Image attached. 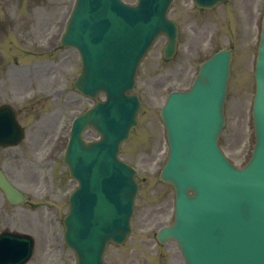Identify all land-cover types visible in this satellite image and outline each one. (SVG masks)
Wrapping results in <instances>:
<instances>
[{
  "label": "rangeland",
  "instance_id": "rangeland-1",
  "mask_svg": "<svg viewBox=\"0 0 264 264\" xmlns=\"http://www.w3.org/2000/svg\"><path fill=\"white\" fill-rule=\"evenodd\" d=\"M72 1L0 0V16L6 9L11 15L9 32H0V53L3 55L0 60V103L22 106L23 121L29 128L28 138L20 149L0 150V166L26 192L30 202L27 206L8 211L0 193V230L11 228L35 237L36 252L29 264H75L73 253L63 244L59 221L51 222L48 217L55 215L58 218L67 210L66 198L72 188L66 178L65 168L60 163L62 147L71 122L70 115L78 114L92 104L78 93L70 91L79 69L78 55L74 51L58 53L51 58L28 52L33 50L31 42H35L37 46L44 38H56L62 30ZM184 2L185 0H176L170 14L182 27L184 42L182 41L178 60L170 65L162 62L161 54L166 40L161 37L140 69L136 93L144 103L141 125L134 131L131 142L125 144L123 152L124 158L136 166H148L147 161L152 158L149 147L159 150V153L164 150V131L158 108L164 100L165 85L184 84L194 71L199 54L227 44L223 38L217 40L219 43L216 44L206 43L208 31H204L203 27L209 24L225 34V29L239 20L238 15H244L247 26L251 28L252 18L257 12V8L252 7L253 0L243 3L242 8L247 12H235L236 0L233 5L200 19L191 15L196 12L192 4L189 3L187 8L183 5ZM242 42L238 40V43ZM234 85L237 90L231 92L233 98L230 97L228 104L229 121L222 145L230 158L241 166L246 161L253 139L251 118L247 115L244 119L253 80L250 84V78L239 72ZM251 85L252 88L249 89ZM55 135L56 138L53 139ZM86 136L94 139L97 135L89 130ZM139 138L140 145L133 147L132 144ZM51 141L57 150V157L51 164H42L41 155ZM151 187L150 181L144 184V190L149 191ZM157 190L160 192V199L152 205H147L152 201L147 193L142 194L133 220L134 235L122 247H109L106 254L108 262L160 264L152 260L156 257L154 241L140 232L153 221L168 218L173 195L167 188L165 195L162 194V188ZM163 205L167 206V215L163 209L158 210Z\"/></svg>",
  "mask_w": 264,
  "mask_h": 264
},
{
  "label": "water",
  "instance_id": "water-1",
  "mask_svg": "<svg viewBox=\"0 0 264 264\" xmlns=\"http://www.w3.org/2000/svg\"><path fill=\"white\" fill-rule=\"evenodd\" d=\"M171 1L140 0L138 7L128 8L118 0H77L75 9L77 20L80 22L86 21V26L83 29L75 27L74 32L70 34L71 24H69L68 32L65 34L64 41L67 39V43H73L81 50L87 47L88 42L99 35H103L102 38L107 45L99 60L95 61L89 56L88 62L83 61L82 73L75 82V88L93 98H97L98 93L104 91L108 99L104 103L98 102L94 109L76 119L72 130L71 146L65 155V163L69 166L71 174L79 179L81 185L83 182L87 185V178L88 174H91V169L97 170L96 175H102L103 184L106 187L109 186L107 193L110 194L108 197L110 200L115 198V190L119 186L120 173L115 168L119 165L117 153L122 140L129 133L130 127L136 124L135 117L140 107L139 99L136 96L128 95V91L135 84L137 64L160 33H166L169 38L167 53L172 51L177 43V29L166 17ZM111 9H113V13H116V9L121 14L131 17L132 21L130 28L125 30L123 34H119L118 28L124 29L126 26L120 23L117 17L109 19L113 22L116 36L115 42L108 46L109 32H101L103 27L101 16L104 21ZM134 35H136L138 41L135 43L136 50L131 56L127 47L134 45L132 41ZM126 41L128 42L127 47L122 48ZM99 62L101 63L99 64ZM261 90H264V84ZM257 106L264 112V107H260V97L257 100ZM9 112L12 113L10 109ZM193 113H195L194 110ZM199 114L198 112L196 115ZM167 116L168 114H163L165 122ZM182 120H185V115L174 116V126L179 130V137H181L179 138V149L177 151H181L180 154L183 156H190L186 162L188 163L192 161L193 150L197 146L191 144L189 139L184 143L186 148L181 147L180 143L184 135L192 130L188 123L181 125ZM87 126H93L98 130L102 134V140L99 142H86L82 137V131ZM9 134L12 137L15 135L14 132ZM258 155L259 152L256 153L247 171L240 176L246 184L242 189L233 190L234 193H232L231 187H223L221 198L227 195L229 201L233 204L228 214L221 212V219L223 220L221 221V236L205 243L201 253L203 255L200 258L201 261L211 262L212 264H264V233L259 232L255 224L251 225L247 222L248 216L252 218V212L249 210V204L239 196L241 190L246 194L252 188L258 166L261 165L258 162ZM186 163L182 164L179 160L180 172L167 174L169 176L167 179L174 181L173 183L177 187L181 186L189 189L191 186L188 185V176H186L189 167L186 166H190V163L187 165ZM254 169L256 172L252 174V171H255ZM115 171L118 175L114 174ZM230 174L234 175L235 173L230 172ZM116 176H118L117 180L112 181L113 177ZM199 179L195 180L196 183L193 186L201 185L204 182L205 175L199 177ZM112 183H115V189L113 190L110 189ZM0 187L11 203L15 204L22 201L21 193L12 187L1 171ZM199 195L200 193L195 192V198ZM125 196L127 197L126 194ZM179 196H183L186 200L195 199L187 195L185 191L180 192ZM189 203L191 202H188L187 211L190 218L185 227L187 235L194 237L199 229V224H196L198 218L195 217L199 204L196 201L192 202L191 205ZM128 216L129 210H126L123 214L120 208L112 209L108 217L104 219L99 217L92 226L85 227L82 236L79 235L77 230V235L73 236L70 243H75L78 264H103L102 256L107 242L109 240L122 241L127 236V230H124V227L127 225ZM211 227L212 221H210L209 229ZM177 231L175 226L170 230V233L178 236ZM23 239L22 237L7 239L10 242L1 244L3 251L8 250L9 247L12 248L17 243H28ZM30 241L31 239L29 243ZM183 241L185 245H188L192 240L185 238ZM18 252L22 260L16 264L25 262L30 256L28 245H23ZM10 256L14 257L15 255L10 252Z\"/></svg>",
  "mask_w": 264,
  "mask_h": 264
}]
</instances>
